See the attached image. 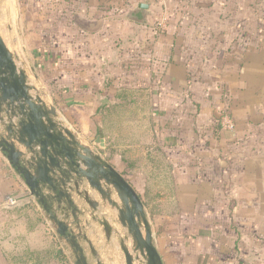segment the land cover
<instances>
[{
	"label": "rangeland",
	"instance_id": "obj_1",
	"mask_svg": "<svg viewBox=\"0 0 264 264\" xmlns=\"http://www.w3.org/2000/svg\"><path fill=\"white\" fill-rule=\"evenodd\" d=\"M163 2L0 0V35L18 67L35 86L36 62L43 58L52 88L88 91L93 104L66 111L70 130L86 135L95 151L136 160L139 167L127 174L140 190L146 185L162 209L170 204L165 196L176 193L182 160L192 156L191 141L184 143L194 134L208 136L221 153L231 142L250 140L247 166L264 171V0ZM138 4L150 6L144 24L131 20ZM215 21L236 23L224 31L230 40L220 48L208 42L216 34L206 27ZM104 212L125 238L116 215ZM120 241L105 264H126ZM126 245L133 252L132 242Z\"/></svg>",
	"mask_w": 264,
	"mask_h": 264
},
{
	"label": "crops",
	"instance_id": "obj_2",
	"mask_svg": "<svg viewBox=\"0 0 264 264\" xmlns=\"http://www.w3.org/2000/svg\"><path fill=\"white\" fill-rule=\"evenodd\" d=\"M140 5L133 11L131 20L144 24L145 11L150 6L148 5V9H140ZM233 14H236V10L229 11L230 16ZM205 19L207 22L210 20L203 17ZM215 23L211 27L206 22L202 25H208L209 28L205 26L208 31H213L211 37L216 34V38L208 42L212 43L213 48H220L226 40H230H224L227 36L224 31L234 30L236 23H229L225 27L224 22ZM205 27H202V31L200 28L203 34L207 32ZM36 67L39 71L35 74L38 80L35 86L32 85L33 77L26 73L30 85L36 88L32 94L40 95L49 107H55L57 120L70 129L73 122L67 117L66 111L72 106L77 109L79 105L86 108L93 104L92 99L85 98L89 92L81 89H54L45 81L49 76L48 62L38 58ZM185 71L188 72L187 69ZM65 93L71 96L63 97ZM0 129L1 135L3 129ZM74 135L81 144L90 147L86 135L78 132ZM214 139L215 137L212 141ZM189 141L193 148L187 150L190 152L187 155L192 156L182 160L186 162H181L182 171L175 175L176 181H179L175 183L176 193L165 196L170 204L163 206L164 211L150 200L149 188L144 185L140 190L127 174L130 172L128 163L138 167L139 163L132 158V162L124 163L123 160L127 158L123 156L120 162L113 155V167L121 174H127L126 180L141 196L152 227L154 243L164 264H264V177L255 180V175H263L264 171L247 166L252 156V148L247 144L250 140L240 138L236 144L231 142L230 148L224 153L214 149L208 136L194 134L184 145L190 144ZM95 152L108 162L107 157L110 155L103 151ZM193 156L195 159H192ZM120 165L125 167L120 169ZM10 199H16L18 205L11 206ZM95 199L102 204L98 196ZM104 208L110 211L108 206ZM104 208L100 210L104 211ZM83 212L85 214L80 219L90 224V228H86L82 223L83 233L96 251L94 256L87 242L80 240L87 262L105 264L106 253L112 255L123 232L110 222L116 234L111 240H107L102 226L92 219L93 213L88 205H83ZM100 215L98 216L101 217ZM69 220L72 221V218ZM107 220L110 221L108 218ZM71 228L75 234H79L74 226ZM55 229L48 214L30 196L22 178L0 150V264H14L13 256H22L28 251L47 250L54 243L59 244L71 264H77L76 252L55 233ZM123 231L126 233L124 229Z\"/></svg>",
	"mask_w": 264,
	"mask_h": 264
},
{
	"label": "water",
	"instance_id": "obj_3",
	"mask_svg": "<svg viewBox=\"0 0 264 264\" xmlns=\"http://www.w3.org/2000/svg\"><path fill=\"white\" fill-rule=\"evenodd\" d=\"M139 8L148 9V5L141 4ZM33 91L36 88L30 85L0 35V150L22 178L30 196L56 226L55 233L74 249L77 264H88L80 240L87 242L96 255L92 242L83 233L82 223L90 228L88 221L80 219L85 214L84 204L92 211V219L104 229L107 240L116 233L107 220V212L100 209L108 206L110 215H116L126 231L125 238H119L126 264H135L140 257L144 264H164L136 190L102 156L81 144L57 120L56 108L49 107ZM97 142L104 147L103 140ZM97 196L102 204L95 199ZM73 226L79 234H75ZM128 242H132L133 252L126 245Z\"/></svg>",
	"mask_w": 264,
	"mask_h": 264
},
{
	"label": "trees",
	"instance_id": "obj_4",
	"mask_svg": "<svg viewBox=\"0 0 264 264\" xmlns=\"http://www.w3.org/2000/svg\"><path fill=\"white\" fill-rule=\"evenodd\" d=\"M109 155L110 156L107 157L108 163L115 167V164L113 163L112 153H110ZM133 166V164H129L128 167L131 170L133 169ZM122 175L125 177V175L127 174L123 173ZM23 255L20 260H16V258H13L14 262L17 261V263L20 262V264H71L66 255L64 254V251L60 248L59 244L57 243L52 244V247L50 249L36 252L28 251ZM30 257L33 258L30 260Z\"/></svg>",
	"mask_w": 264,
	"mask_h": 264
},
{
	"label": "built area",
	"instance_id": "obj_5",
	"mask_svg": "<svg viewBox=\"0 0 264 264\" xmlns=\"http://www.w3.org/2000/svg\"><path fill=\"white\" fill-rule=\"evenodd\" d=\"M160 1H162V3H165V2H163L164 0H160ZM9 204L11 206H17L18 205V201L16 199H10L9 200Z\"/></svg>",
	"mask_w": 264,
	"mask_h": 264
}]
</instances>
